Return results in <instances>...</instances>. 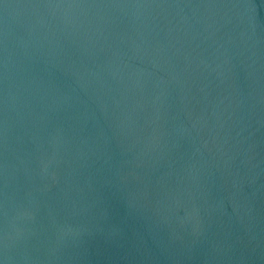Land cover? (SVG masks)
<instances>
[{"label":"water","instance_id":"water-1","mask_svg":"<svg viewBox=\"0 0 264 264\" xmlns=\"http://www.w3.org/2000/svg\"><path fill=\"white\" fill-rule=\"evenodd\" d=\"M3 264H264V0H0Z\"/></svg>","mask_w":264,"mask_h":264},{"label":"snow or ice","instance_id":"snow-or-ice-1","mask_svg":"<svg viewBox=\"0 0 264 264\" xmlns=\"http://www.w3.org/2000/svg\"><path fill=\"white\" fill-rule=\"evenodd\" d=\"M0 264H3V261H0Z\"/></svg>","mask_w":264,"mask_h":264}]
</instances>
